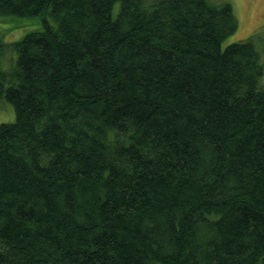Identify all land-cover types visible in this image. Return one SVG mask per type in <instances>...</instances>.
<instances>
[{
    "label": "trees",
    "instance_id": "trees-1",
    "mask_svg": "<svg viewBox=\"0 0 264 264\" xmlns=\"http://www.w3.org/2000/svg\"><path fill=\"white\" fill-rule=\"evenodd\" d=\"M39 17L0 98V264H264V61L230 0H0Z\"/></svg>",
    "mask_w": 264,
    "mask_h": 264
},
{
    "label": "rangeland",
    "instance_id": "rangeland-1",
    "mask_svg": "<svg viewBox=\"0 0 264 264\" xmlns=\"http://www.w3.org/2000/svg\"><path fill=\"white\" fill-rule=\"evenodd\" d=\"M238 19V28L224 41V45L250 37L255 34L254 41L264 61V0H230ZM41 27L39 17L1 16L0 39L7 43L2 56V67L11 70L16 65L17 51L11 43L22 38L25 34ZM264 85V74L261 77ZM16 119L13 103L6 98H0V123L12 122Z\"/></svg>",
    "mask_w": 264,
    "mask_h": 264
}]
</instances>
